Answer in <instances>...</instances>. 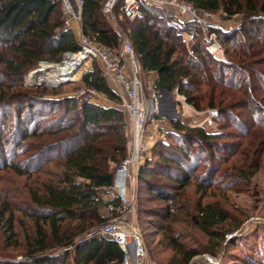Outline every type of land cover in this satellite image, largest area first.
Instances as JSON below:
<instances>
[{"label":"trees","instance_id":"1","mask_svg":"<svg viewBox=\"0 0 264 264\" xmlns=\"http://www.w3.org/2000/svg\"><path fill=\"white\" fill-rule=\"evenodd\" d=\"M104 1L83 0L81 30L82 34L93 42L114 50L118 48L119 38L102 15L101 7ZM182 1L202 12H221L225 19L243 16L242 26L234 32L226 34L218 29L213 30L225 50L226 46L235 44L233 39L236 37L253 43L261 39L258 28H264V20L260 18V15L264 14V0ZM115 15L125 19L129 25L127 37L134 48L142 73L157 74V92L172 94L177 90V94L185 98V103L195 110L215 111V119L218 122L224 121V113L227 115V108H231L230 102L225 103L235 99V95L231 93H241V96L245 97L243 107L256 106L260 111V115L255 117L251 124L264 128V105L257 101V106L249 95L253 86L252 79L256 77L262 87L264 80L262 81L256 72L249 73L246 67L251 62L238 60V64L231 59L228 63L219 62L207 52L195 24L187 23L179 27L178 19L173 14L158 8L142 7L140 17L132 22L124 18L118 9ZM193 30L198 36L193 47V56H190L183 37ZM245 48L250 51L247 45ZM79 49L72 31L64 25L59 0H0V66H3V71L7 74L0 73L1 78L17 79L21 83L25 74L40 63L60 64L66 54L77 53ZM247 63L249 64L245 66ZM2 83L0 81V129L4 128L10 115L18 107V123L14 134L20 136V143L33 136L43 135L45 130L51 136L66 131L73 132L67 140L60 142L64 145L59 144L60 148L52 149L64 150L63 159L67 175L59 185L45 186V198L40 199L33 195V201L46 209L42 218L36 221V244L39 245L37 252L44 253L55 246H72V261L69 262L67 253L56 257L41 256L33 259L30 264H121L123 254L115 243L96 236L73 243L72 237L69 239L68 236L62 235L61 231L66 223L74 221L84 224L91 221L103 225L107 220L99 216V210L118 204L110 197L104 200L103 195L107 196L106 193L110 192L115 172L127 158L124 113L116 108L101 107L90 100L72 98L48 100L40 96L17 94L14 97L17 102L13 103L14 98L11 100V97H7L6 91L9 88ZM81 83L86 89L105 96L115 104L121 102L119 96L108 86L97 63L82 75ZM219 88L231 93L222 94ZM39 106L40 111L35 109ZM59 111L62 114L57 116L58 119L47 124L44 130H40L43 118L55 116ZM229 112L232 115V111ZM23 113L29 115V121L22 119ZM231 118L230 116L239 131H245L250 125V122L244 124L234 117ZM64 121L68 123L66 126L63 125ZM35 122L37 123L34 124ZM33 125L34 129L29 130L28 127ZM172 126L174 133L168 134L172 141L156 143L152 149V159L146 160L139 168L137 183L147 188V191L155 193L152 188H158L166 193V186L159 182L158 178L177 187L185 186L190 181L194 168L192 160L201 161L204 150H221L225 153L235 146L233 143L223 142V131L208 133L197 124L189 126L183 121L175 122ZM251 134L257 138L263 135L255 131ZM1 139L0 131V141ZM41 157L42 155L37 154L35 160ZM0 158L3 167H6L3 152L0 153ZM208 175L209 173H206L207 177ZM200 215L195 220L196 227L207 236L213 235L217 240L218 234L211 232L225 221L223 214L207 206L200 211ZM40 222L49 227V236L53 241L50 245H47L49 237L44 228L38 225ZM8 231L12 233V226ZM171 242L173 251L179 258L171 259L168 264H188L197 256L196 251H187L173 239ZM263 249L253 250V255L247 256L252 259L250 264H259L261 260L256 258V254L263 253Z\"/></svg>","mask_w":264,"mask_h":264},{"label":"rangeland","instance_id":"2","mask_svg":"<svg viewBox=\"0 0 264 264\" xmlns=\"http://www.w3.org/2000/svg\"><path fill=\"white\" fill-rule=\"evenodd\" d=\"M60 7L61 13H63L62 5ZM212 15L215 27H218L220 32L229 34L242 26L243 16L225 19L221 12ZM103 17L113 30H118L127 37L126 31L129 25L125 19L122 20L116 16L113 23L104 15ZM260 18L264 20V14H261ZM76 24H78L77 21L73 27L78 39L81 30L79 24L78 28ZM258 30L261 32V39L255 43L236 37L233 39L235 44L226 46L225 50L224 45L218 41L225 51V61L219 62L228 63L229 59L238 64V60L251 62L250 65H248L249 63L245 64V66L248 65L246 68L249 73L256 72L263 81L264 28L260 27ZM245 45L249 47L250 51L245 48ZM243 49L244 52H242ZM63 60L64 57L60 64L40 63L25 74L21 83L17 79H5L0 76L2 84L9 88L6 91L8 92L7 97H11L12 100L17 94H27L48 98V100L70 98L94 100L97 96L90 94L89 89H86L81 83L83 69L73 73L66 78L67 81L62 83L49 84L44 80L48 72L61 65L65 61ZM93 64H91V69ZM41 68L48 70L41 72L39 71ZM0 73L7 75L4 73L2 65L0 66ZM140 78L144 81L146 79L142 71ZM109 82L111 81L109 80ZM252 82L253 86L249 95L257 106V101L264 105V87L260 85L256 77L254 80L252 79ZM219 89H221L222 94L231 93L229 90ZM96 94L98 95V93ZM231 94L235 95V99L225 102H230L231 108H227V115L224 113V121L222 122L215 119V111L209 109L197 111L186 103H180L179 97L181 95L173 94L175 102L179 104L173 115L176 116L179 113L180 120L187 122L189 126L197 124L208 133L223 131L225 134L223 142L226 144L233 143L235 146L226 150L225 153L221 150L212 152L204 150L205 154L201 161L194 162L192 160L191 164L194 168L191 179L183 187L171 185L158 178L159 182L166 186V193L165 190L152 188L155 192L153 193L147 191V188L139 186L136 182V203L133 219L140 230L150 264H168L171 259L177 260L179 258L173 251L171 239L187 251L194 250L197 252V256L188 264H250L252 259L247 256L253 255V250L264 248V140H260V138L264 139V128H258L251 124L255 117L260 115L259 109L256 106L243 107L242 103L245 97L241 96V93L232 92ZM99 95L106 98L101 94ZM16 102L17 98H14L13 103ZM17 108L10 115L4 128L0 129L2 135L0 153H4L7 164L6 167H3L0 158V264H30L33 259L41 256L56 257L67 253L70 257L69 262H71L72 246H55L47 249L44 253L37 252L39 245L36 244L38 239L36 221L42 218L46 209L36 203L35 200L33 201V195L36 198H45V186L49 184L59 185L62 178L67 175L63 159L64 150L52 149L64 145L60 142L67 140L73 132L66 131L51 136L45 130L43 135L33 136L20 143V136L14 134L18 123ZM35 109L40 111L41 106ZM229 110L232 111V115ZM162 112L166 114L165 111ZM25 113L21 117L23 120L29 121L30 117ZM59 114L61 115L62 112H56L55 116L44 117L39 127L40 130H44L47 124L54 121ZM230 116L231 119L234 117L244 124L250 122V125L245 128V131H239L234 122L230 120ZM67 124V121L63 122L64 126ZM28 129H34V125ZM252 131L263 135L257 138L251 134ZM133 141L135 142L134 134H132ZM164 141H172V138L169 139L166 135ZM13 142L20 143V145ZM37 154L42 155V157L35 160ZM151 159L152 156L149 160ZM143 162L142 166L145 164V161ZM206 173H209L208 177ZM210 177H213V181L208 179ZM106 194L107 196L102 194L104 200L111 198V192ZM207 206L221 212L225 218V221L211 232L218 234L217 240L213 238V235L207 236L202 233L195 225L196 218L201 216L200 211ZM98 214L100 217L108 219L105 208L102 207ZM38 225L44 228L49 237L47 245H50L53 241L49 236V227L42 222ZM10 226H12V233L8 231ZM101 226L102 224L99 225L91 221L85 224L74 221L66 223L61 234L68 236L69 239L71 236V241L78 243L94 236ZM256 258L261 260L258 262L259 264H264V249L263 253L256 254Z\"/></svg>","mask_w":264,"mask_h":264},{"label":"built area","instance_id":"3","mask_svg":"<svg viewBox=\"0 0 264 264\" xmlns=\"http://www.w3.org/2000/svg\"><path fill=\"white\" fill-rule=\"evenodd\" d=\"M59 2L64 10L62 14L65 27L72 30L70 23L77 21L81 30L83 0H59ZM145 6L173 14L178 19L179 27L187 23L195 24L207 52L218 61H225L223 48L213 33V30L218 27H215L212 13L199 11L182 0H105L102 13L110 22L114 23L116 20L115 12L118 9L124 18L133 21L140 17L141 9ZM115 31L119 38V45L117 49L110 50L104 45L93 42L83 35L81 30V35L75 39L80 48L79 51L66 54L64 56L65 61L63 60V63L67 59L76 60V62L67 72L66 75H69L61 76L56 83L67 81L63 79L70 77L77 71L79 72L85 63H97L103 77L107 81H113L118 86L121 101L119 107L127 119L126 124L131 125L130 131H127L129 127L126 125L129 155L117 169L110 189L111 198L115 199L118 204L107 207L109 217L94 236L109 240L118 246L123 254L121 264H150L140 230L133 219L139 162L141 153L145 151V146L136 144V138L145 136L147 125L158 116L157 104L161 94L157 92L155 83L148 82L149 100L153 104V109L149 112L145 102L141 99L145 83L140 78L141 68L134 48L128 37H125L118 30ZM197 36L193 30L183 37L190 56H193V47ZM43 69L45 68H41L39 71ZM89 93L97 95L92 90H89ZM174 94L178 95L177 90L174 91ZM179 102L185 103V98L179 97ZM132 134L135 136V142H132ZM136 150H140V152L138 153ZM121 176H123L122 179Z\"/></svg>","mask_w":264,"mask_h":264},{"label":"crops","instance_id":"4","mask_svg":"<svg viewBox=\"0 0 264 264\" xmlns=\"http://www.w3.org/2000/svg\"><path fill=\"white\" fill-rule=\"evenodd\" d=\"M70 24H71V28H72L71 31H72L75 39H76V36L74 33L75 22H71ZM76 25L78 28V24H76ZM82 69H83L82 74L91 70V63H85L84 66L82 67ZM145 78H146L144 81L145 89H144L143 94L141 95V99L143 100V102H145L146 108L150 112L153 109V104L149 100L148 82L156 83V81L158 80V76L156 73H149V74H145ZM107 84L110 87V89L116 95L119 96L120 90H119L118 86L113 81H111V82L107 81ZM173 94L174 93H172V95H164L161 93V98L158 100V104H157V108L159 111L158 116L156 117V119L153 122H151L147 125L145 136H143L142 138H136L138 141V144H140L141 146H145V151H143L141 153L142 156H141V160L139 162L140 167L144 163L143 161L146 162V160H149L150 157L152 156V149H153L154 145L158 142H165L164 137L168 134L174 133L172 124L175 122L183 121V120H180V117L178 115L179 113H177L176 116L173 115V112L176 111V108H178V105H179L175 102ZM96 96L97 97L94 100L90 99V102H92L96 105H99L101 107H104V108H116V109L121 110L119 107V104H115V103L111 102L110 100H108L107 98L101 97L99 94ZM162 111H165L166 114H163ZM160 114H162V115H160ZM125 120H127V119L125 118ZM183 122H185V121H183ZM127 127H129L128 131H130L131 125L128 124Z\"/></svg>","mask_w":264,"mask_h":264},{"label":"bare ground","instance_id":"5","mask_svg":"<svg viewBox=\"0 0 264 264\" xmlns=\"http://www.w3.org/2000/svg\"><path fill=\"white\" fill-rule=\"evenodd\" d=\"M75 62H76V60L67 59V61L65 63H63V65L56 66V68L54 70H51V72L49 71L44 80H46V82H48L49 84L56 83L57 81L60 80L61 76L66 77L69 75V74L66 75L65 72H68L69 69L73 66V64ZM47 70L48 69H43V70H41V72H46ZM122 177L123 176H121V179H122Z\"/></svg>","mask_w":264,"mask_h":264},{"label":"water","instance_id":"6","mask_svg":"<svg viewBox=\"0 0 264 264\" xmlns=\"http://www.w3.org/2000/svg\"><path fill=\"white\" fill-rule=\"evenodd\" d=\"M162 94H164V95H170L171 93L164 92V93H162Z\"/></svg>","mask_w":264,"mask_h":264}]
</instances>
